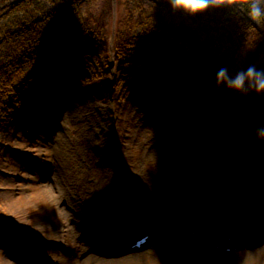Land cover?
<instances>
[{"label":"rangeland","instance_id":"1","mask_svg":"<svg viewBox=\"0 0 264 264\" xmlns=\"http://www.w3.org/2000/svg\"><path fill=\"white\" fill-rule=\"evenodd\" d=\"M193 1L198 6L226 0ZM110 3L111 45L117 0H85L83 9L93 18L109 16ZM61 4L62 0H10L0 7V25L11 30L24 10L32 11L36 19L42 10ZM157 4L171 19L185 18L203 38L216 36L227 46L236 45L226 28L198 22L176 6ZM240 15L258 26L252 17ZM1 33L4 30L0 37ZM93 42L88 39L84 46L67 51L41 47L40 56L20 67L18 98L8 97L0 106V264H264L260 222L264 138L256 133L264 116L258 104L240 108L227 92H207L195 82V74L204 68L203 58L174 77V63L185 52L178 45L173 50L162 48V58L153 52L134 54L129 60L134 65L122 73L111 64V77L123 75L129 90L116 107L113 124L110 101L99 93V83L90 81L101 72L90 58L97 53ZM33 72L36 75L28 80ZM45 91L52 92L48 99ZM35 102L41 107L35 108ZM164 110L182 123L184 132L192 129L193 118L198 119V136L191 139L183 131L158 129ZM181 115L190 121L181 120ZM218 127L228 128L223 134L230 136L243 127L238 135L241 148L229 163L230 151L217 145ZM249 132L257 141H250ZM254 148L255 154L244 153ZM216 205L214 220L237 219L234 227L245 228L242 236L258 246L238 252L214 250L184 230V225L192 226ZM113 208L121 217L124 209L130 211L126 216L131 219L121 224L109 220L116 215L108 213ZM163 209L167 219H161ZM143 221L153 232L145 248L105 256L92 247V238L114 244L125 233L113 234L112 229L123 228L129 234ZM61 232L69 241L59 239Z\"/></svg>","mask_w":264,"mask_h":264},{"label":"trees","instance_id":"2","mask_svg":"<svg viewBox=\"0 0 264 264\" xmlns=\"http://www.w3.org/2000/svg\"><path fill=\"white\" fill-rule=\"evenodd\" d=\"M8 1L10 0H0V7ZM157 2L176 6L198 22L226 28L236 45L227 46L216 36L203 38L185 18L177 20L168 17ZM251 3L252 0H226L217 4L207 3V7L194 10L197 6L193 0H117V18L111 48V3L107 8L109 16L99 14L97 18L86 14L83 9L85 0H62L61 5L48 12L42 10L41 16L36 19L32 11L24 10L23 17H17L13 21V30L0 25V31L4 30L0 37V106L8 97L18 98L16 78L21 71L20 67L40 56L41 47L51 45L54 50L67 51L73 49V46L82 47L88 39H93L97 53L91 54L90 58L99 64L101 72L91 76L90 81L99 83L100 92L105 99L112 100L115 108L124 101L128 91L123 75L114 78L111 92L108 89L112 57L115 71L122 73L121 71L134 65L129 60L138 52H153L162 58V48L173 50L180 45L185 52L174 64L175 76L191 68L197 59L203 58L205 65L195 74V82L201 83L207 92H227L240 108L258 104L259 112L264 116V93H257L258 97L253 94L255 91L237 93L218 86L216 79L217 69L224 65L229 66L233 72L251 63L264 67V17L249 15ZM21 6L22 3L16 8ZM240 14L252 17L258 22V26L247 22ZM75 56L81 58V55ZM137 68L142 69L141 66ZM35 75L33 72L26 78L30 80ZM44 95L48 99L51 92L45 91ZM34 106L41 107L36 102ZM9 113L12 111L9 110ZM226 129L218 127L217 135ZM237 130L238 128L233 136L222 135L219 143L233 149L238 138ZM209 133L214 134L212 131ZM249 138L257 141V137L251 133ZM246 153L255 154L253 149Z\"/></svg>","mask_w":264,"mask_h":264},{"label":"clouds","instance_id":"3","mask_svg":"<svg viewBox=\"0 0 264 264\" xmlns=\"http://www.w3.org/2000/svg\"><path fill=\"white\" fill-rule=\"evenodd\" d=\"M207 7V3L198 4L194 10ZM249 15L255 18L264 17V0H252L249 6ZM216 79L218 86L246 94L250 91L264 93V67H259L255 63L248 64L236 71H232L229 66L224 65L217 69ZM258 137L264 138V125L256 129Z\"/></svg>","mask_w":264,"mask_h":264},{"label":"bare ground","instance_id":"4","mask_svg":"<svg viewBox=\"0 0 264 264\" xmlns=\"http://www.w3.org/2000/svg\"><path fill=\"white\" fill-rule=\"evenodd\" d=\"M102 141H104L103 139H102ZM97 146H99L100 145V140L97 142V144H96ZM112 189H114V188H112ZM134 189L136 190L137 189V187H134ZM113 192V191H112ZM133 191H128V195L129 194H131ZM190 192V191H189ZM189 192H187V194L188 195H190L189 194ZM141 193H145L144 191H142ZM124 196V195H123ZM127 196V195H126ZM126 196H124V197H126ZM94 200H97L96 199V197L94 196ZM220 205V204H219ZM219 205H216L215 206V208H218V206ZM165 207H167V206H165ZM210 210V209H209ZM115 211V213H116V215H114V216H110L109 217V220H110V218H113V220L115 219V220H118L117 222H119L120 224L121 223H124V221L126 222L127 220H129V219H131L130 217H128V216H126V214L128 213H130V211H128V212H126V210L124 209V211H123V213H122V215H124L123 217H121V215H118L117 214V212H118V209H116V208H113L111 211H109L108 213H113ZM167 211V209H163V210H160V213L162 214V218L161 219H167V217H168V214H166V213H163V212H166ZM114 213V214H115ZM116 216V217H115ZM155 220H157V218H154ZM113 220H112V222H113ZM145 220V219H144ZM262 221V220H261ZM58 227V226H57ZM119 227H121V225H119ZM148 227H150L151 228V225H149V224H147L145 221H143V223H141L140 225H139V230H144V229H147ZM159 227V226H158ZM103 228V227H102ZM110 230H111V228H110ZM123 230V228H114V229H112L111 230V232L113 233V234H118V233H120V235H122V233H126L125 231H122ZM132 231V230H131ZM131 231H129V232H131ZM164 231H165V229H164ZM66 233V232H65ZM67 234V233H66ZM66 234H64V235H62V232H61V235L59 236V239L60 240H62L63 238L64 239H67L68 238V236L66 235ZM131 236V235H130ZM81 238H83V236L81 237ZM68 240V239H67ZM152 240V238L148 241V243L150 242ZM69 241V240H68ZM123 241H125V240H123ZM120 244H122V242H120V240H119V242H117V244L116 245H112V246H118V245H120ZM105 248H107V245H106V247ZM95 250V249H94ZM184 251V250H183ZM183 251H181L180 253H182ZM259 251H261V250H259ZM262 251H264V250H262ZM98 260H100V259H98ZM189 264V263H188Z\"/></svg>","mask_w":264,"mask_h":264},{"label":"water","instance_id":"5","mask_svg":"<svg viewBox=\"0 0 264 264\" xmlns=\"http://www.w3.org/2000/svg\"><path fill=\"white\" fill-rule=\"evenodd\" d=\"M113 4L115 5V1L113 2Z\"/></svg>","mask_w":264,"mask_h":264}]
</instances>
